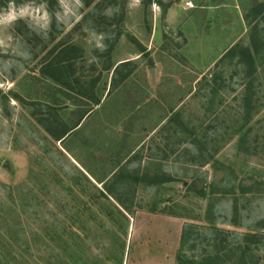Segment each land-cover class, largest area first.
Returning <instances> with one entry per match:
<instances>
[{
	"label": "rangeland",
	"instance_id": "1",
	"mask_svg": "<svg viewBox=\"0 0 264 264\" xmlns=\"http://www.w3.org/2000/svg\"><path fill=\"white\" fill-rule=\"evenodd\" d=\"M60 44L71 86L40 73ZM256 183L264 0H0V264H176L187 225L194 254L210 226L264 240Z\"/></svg>",
	"mask_w": 264,
	"mask_h": 264
},
{
	"label": "trees",
	"instance_id": "2",
	"mask_svg": "<svg viewBox=\"0 0 264 264\" xmlns=\"http://www.w3.org/2000/svg\"><path fill=\"white\" fill-rule=\"evenodd\" d=\"M235 49L236 48L232 47L227 51V53L228 52L232 53L235 51ZM240 51L241 54L247 60V63L250 64L249 66L251 68V66L253 65L252 52L247 47L240 48ZM81 53H82L81 48L77 47L76 45L62 44L61 46H59L58 53L52 56L51 59L47 60L45 64L40 68V73L43 75L44 74L48 75L53 80L60 79L59 81H62L63 85L71 86L72 84H70L71 83L70 80L69 81L63 80V77L65 76L64 73H66V75L67 73L70 74L71 66H72L71 62L75 60L77 57H79ZM125 63L127 62H122L119 65H125ZM118 66H116L115 71H117ZM69 76H71V74ZM126 77L127 74H124L122 78H126ZM94 102L95 104H98L99 99H95ZM74 127L75 125L72 128H68L67 130L62 131L61 133H58L56 135L57 140L63 139L64 136ZM119 176L120 173L119 174L114 173L111 176L113 177L111 182L107 183L106 181L104 183L105 191L101 192L102 195L105 196L106 193L111 192L110 186L112 185V183L114 182L117 183L122 181L121 180L122 178H120ZM131 178L135 179L136 181H139L141 179L136 175L131 176ZM172 179L173 178H171V176L169 175H166V177L165 176L160 177V175H152L149 176L148 182L164 183ZM259 184L260 183H256V185L253 188L245 186V188H243L241 192L264 193V188H261V184L264 183H261L260 185ZM116 199L120 203L119 200L120 198L117 197ZM196 228L197 227L194 225H187L182 229L181 237H180L181 244L176 254V264H259L260 262L259 257H255V255L253 254V246L256 248L258 247L259 249L260 246L263 245L264 240L261 238L260 234L247 233L238 236L237 234H234V232L228 230H222L221 228H218L216 226H210L208 233L210 237L207 235L203 236L204 237L203 239L206 241V244L205 246H203L201 254H194L195 249L198 248L200 244H202L201 241L202 233L201 232L199 233V231ZM231 239H233L234 243H232L233 241ZM189 242L192 243L191 245L192 254L188 256L185 253V251L187 250L186 246Z\"/></svg>",
	"mask_w": 264,
	"mask_h": 264
},
{
	"label": "water",
	"instance_id": "3",
	"mask_svg": "<svg viewBox=\"0 0 264 264\" xmlns=\"http://www.w3.org/2000/svg\"><path fill=\"white\" fill-rule=\"evenodd\" d=\"M151 72H152V74H153V68L151 69Z\"/></svg>",
	"mask_w": 264,
	"mask_h": 264
}]
</instances>
